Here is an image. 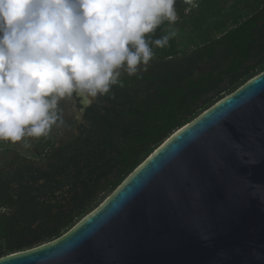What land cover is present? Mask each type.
I'll list each match as a JSON object with an SVG mask.
<instances>
[{
  "label": "water",
  "instance_id": "water-1",
  "mask_svg": "<svg viewBox=\"0 0 264 264\" xmlns=\"http://www.w3.org/2000/svg\"><path fill=\"white\" fill-rule=\"evenodd\" d=\"M76 95L80 117L98 103ZM59 108L63 131L78 112L71 97ZM0 264H264V70L174 132L69 231Z\"/></svg>",
  "mask_w": 264,
  "mask_h": 264
},
{
  "label": "trees",
  "instance_id": "trees-1",
  "mask_svg": "<svg viewBox=\"0 0 264 264\" xmlns=\"http://www.w3.org/2000/svg\"><path fill=\"white\" fill-rule=\"evenodd\" d=\"M176 29L168 46H153L158 64L152 71L124 79L123 88H113L114 97L89 105L77 134L61 147L51 137L47 173L24 160L17 170L0 172V195L18 185L21 196L43 179L55 197L53 207H33L27 225L21 221L27 215L0 212V258L69 231L174 132L264 70V0H199ZM216 33L222 37L215 39Z\"/></svg>",
  "mask_w": 264,
  "mask_h": 264
},
{
  "label": "clouds",
  "instance_id": "clouds-1",
  "mask_svg": "<svg viewBox=\"0 0 264 264\" xmlns=\"http://www.w3.org/2000/svg\"><path fill=\"white\" fill-rule=\"evenodd\" d=\"M191 4L192 0H185ZM176 0H0V140L47 136L63 124L60 102L74 94L112 96L123 77L140 78L151 34L178 20ZM25 146H29L25 141Z\"/></svg>",
  "mask_w": 264,
  "mask_h": 264
},
{
  "label": "flooded vegetation",
  "instance_id": "flooded-vegetation-1",
  "mask_svg": "<svg viewBox=\"0 0 264 264\" xmlns=\"http://www.w3.org/2000/svg\"><path fill=\"white\" fill-rule=\"evenodd\" d=\"M180 2L182 1L176 0V5H175L177 9V14H178V20L174 24H169L167 21H165L163 23L165 24L164 27L162 24L156 30L155 33L151 34L152 36H155L154 38H159L160 36H162V33L164 31H169L171 29L177 32L176 25L179 24V22L182 20V16L187 13L189 14L192 12L193 9H196L199 0H193L192 3L189 4L187 7L182 5V3L184 2L182 3ZM184 4H188V3H184ZM242 20L243 18L239 19V21H242ZM226 24L228 25L230 23H226ZM231 28H232V25H229L226 29L230 30ZM216 35L217 36H215V39H219L222 37V34L216 33ZM221 45L222 43L219 44V46ZM195 47H196L195 45H192L191 50L192 51L196 50L197 48ZM172 59H175V57L167 58L168 61ZM157 61L158 59H155L154 57L153 60L151 61V64L148 70L146 72H143L141 75H144V74L146 75L148 71L149 72L152 71L155 65L158 64ZM130 78L132 77H127V76L123 77V79H130ZM71 98L73 100V106L77 109L78 117H75L73 121L71 122L66 123L65 121L64 123L65 127L63 129V133L62 134L60 133V136H58L57 131H53L54 126H55L54 125L51 132L47 136L36 138L35 143L30 144L29 147L27 148L23 146L25 149H28L29 155L21 154L19 151L1 148L0 154L2 155V158L0 162V165H1L0 172H3L5 169H10L11 171L17 170L18 167L20 166V161L24 160V161L36 162L38 166H42V168L39 170L43 173L44 172L47 173V156L50 155V153L47 150L50 148L49 144H52L53 142L51 140V137L56 141L55 145L58 147H61L70 137H72L73 134H77L76 132L77 126L82 122V119H83V115L82 117L79 116L81 114L80 110L82 108L80 98L76 94H74ZM95 104H98V103H95ZM60 115L61 117L63 116L61 110H60ZM27 138H31V137H26L25 140L18 141V143L20 145L25 144V141H27ZM1 145L3 146V144ZM18 190H20V187L18 185H14V186L12 185L9 187L8 191H4V194L2 193L0 195V204H5L6 206H0V207L5 208V210H12V211L15 210V213L22 215V216L27 215V218H24L23 220H21L26 225L30 223L29 216L31 215L30 212H32L31 209L33 207L37 208L38 210H43V208H45L46 206L48 208L49 205L50 207H53L52 203H53V200H55L54 199L55 197L52 196V193H53L52 187L48 183H45L43 179L38 180L37 184H35L34 186L24 188L23 191L25 194H21V196L19 195L21 192ZM57 193H60V192L55 191V196H57ZM58 196L57 198H59ZM3 200L5 202H3ZM36 202L38 203L37 205H35ZM21 207L23 209H21ZM53 210H56V209H53ZM40 221L37 220L33 222L31 224V228L34 229L40 223Z\"/></svg>",
  "mask_w": 264,
  "mask_h": 264
},
{
  "label": "rangeland",
  "instance_id": "rangeland-1",
  "mask_svg": "<svg viewBox=\"0 0 264 264\" xmlns=\"http://www.w3.org/2000/svg\"><path fill=\"white\" fill-rule=\"evenodd\" d=\"M53 131H57L58 136H60V133L61 134L63 133L62 129L60 127H57L56 125L54 126ZM35 140H36V138H27L28 145L34 144ZM1 144H3V146H5V147H3ZM23 146H25V144L20 145L18 142L13 143L11 141L0 140V149L1 148L2 149L3 148L11 149V150L19 151L21 154L29 155L28 149H25V148H27L29 146H25V148ZM0 153H1V150H0ZM1 158H2V155L0 154V162H1ZM0 168H1V165H0Z\"/></svg>",
  "mask_w": 264,
  "mask_h": 264
}]
</instances>
